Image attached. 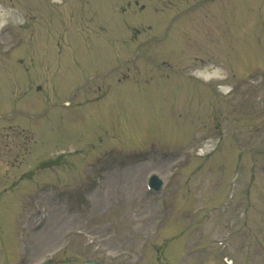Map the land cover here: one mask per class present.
I'll use <instances>...</instances> for the list:
<instances>
[{
	"label": "rangeland",
	"instance_id": "obj_1",
	"mask_svg": "<svg viewBox=\"0 0 264 264\" xmlns=\"http://www.w3.org/2000/svg\"><path fill=\"white\" fill-rule=\"evenodd\" d=\"M51 4L53 0H0V25L5 23L0 27V133L5 135L0 139V264H35L46 257L55 264H131L144 250L141 264H219L213 244L195 260H182L192 230L185 203L195 210L207 238L219 219L216 230L232 229L244 219L238 210L249 207L248 222L256 224L251 231L264 239V202L246 204L244 197L246 189L264 196V0H193L171 9L156 7L155 0ZM123 20L129 25L122 27ZM155 21L163 23L158 33L146 29ZM130 27L138 34L130 41L125 36L127 50L121 51L118 38L126 30L131 34ZM53 37L58 44L47 50L52 61L47 72L43 51ZM196 46H204L217 65L232 68L237 76L224 70L215 72L218 78L194 81L197 70H216L207 52L208 67L193 61L192 70L190 59L180 69ZM26 57H33L34 68ZM112 68L117 72H109ZM121 74L127 79L116 83ZM220 84L231 91L224 94ZM96 86L102 92L112 88L103 102H92L98 91L83 102L82 91ZM206 140L216 145L209 154L196 155L203 162L195 156L172 164L175 160L168 158L187 145L195 152ZM149 150L147 156L134 157L130 167L117 162ZM234 158L240 168L232 167ZM30 168L34 170L27 175L32 177L16 182ZM149 170L165 180L167 193L161 199L167 212L173 209L162 236L152 233L158 221L166 220L157 205L160 196L146 192L142 183ZM234 172L239 196L221 217L216 211L203 218L205 206L226 200ZM46 183L58 190L33 194ZM59 190L65 191L63 196ZM251 231L241 233L238 251L231 247L229 255H242L239 245ZM161 238L167 241L159 255ZM144 239L149 241L140 253ZM194 239L202 241L198 234ZM253 255L261 262L259 248L254 247Z\"/></svg>",
	"mask_w": 264,
	"mask_h": 264
},
{
	"label": "water",
	"instance_id": "obj_2",
	"mask_svg": "<svg viewBox=\"0 0 264 264\" xmlns=\"http://www.w3.org/2000/svg\"><path fill=\"white\" fill-rule=\"evenodd\" d=\"M42 264H50V263L49 262H45V263H42ZM84 264H100V263L93 262V261H86V262H84Z\"/></svg>",
	"mask_w": 264,
	"mask_h": 264
},
{
	"label": "bare ground",
	"instance_id": "obj_3",
	"mask_svg": "<svg viewBox=\"0 0 264 264\" xmlns=\"http://www.w3.org/2000/svg\"><path fill=\"white\" fill-rule=\"evenodd\" d=\"M1 20V19H0ZM207 76V75H206ZM223 88V90H225L227 88V86H221Z\"/></svg>",
	"mask_w": 264,
	"mask_h": 264
}]
</instances>
